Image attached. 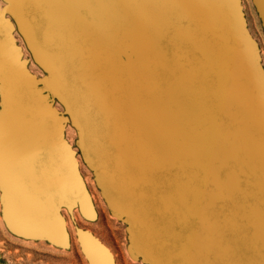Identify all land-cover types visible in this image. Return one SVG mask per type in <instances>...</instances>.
<instances>
[{
	"label": "rangeland",
	"instance_id": "374dc122",
	"mask_svg": "<svg viewBox=\"0 0 264 264\" xmlns=\"http://www.w3.org/2000/svg\"><path fill=\"white\" fill-rule=\"evenodd\" d=\"M0 12V264H264L261 0Z\"/></svg>",
	"mask_w": 264,
	"mask_h": 264
},
{
	"label": "bare ground",
	"instance_id": "6f19581e",
	"mask_svg": "<svg viewBox=\"0 0 264 264\" xmlns=\"http://www.w3.org/2000/svg\"><path fill=\"white\" fill-rule=\"evenodd\" d=\"M85 234L86 233H80L79 238L87 256L89 257L91 264H109V256L105 252V250L102 247H100L98 244H96L95 243L96 241L94 242L93 240L85 236ZM127 251L131 254L130 248H127ZM108 253L112 261L111 254L109 251Z\"/></svg>",
	"mask_w": 264,
	"mask_h": 264
},
{
	"label": "snow or ice",
	"instance_id": "6c2138e0",
	"mask_svg": "<svg viewBox=\"0 0 264 264\" xmlns=\"http://www.w3.org/2000/svg\"><path fill=\"white\" fill-rule=\"evenodd\" d=\"M261 2L264 3V0H261ZM0 15H2V12H0ZM0 23H3V21L0 20ZM4 165H5L4 150L2 143H0V186L3 185V180H4Z\"/></svg>",
	"mask_w": 264,
	"mask_h": 264
},
{
	"label": "crops",
	"instance_id": "0c3cea01",
	"mask_svg": "<svg viewBox=\"0 0 264 264\" xmlns=\"http://www.w3.org/2000/svg\"><path fill=\"white\" fill-rule=\"evenodd\" d=\"M19 139H20V137H19ZM11 183V181H8V182H6V184H10ZM33 205H32V204ZM30 204L36 209L38 206L36 205V203H33V202H30ZM37 209H39V208H37Z\"/></svg>",
	"mask_w": 264,
	"mask_h": 264
}]
</instances>
